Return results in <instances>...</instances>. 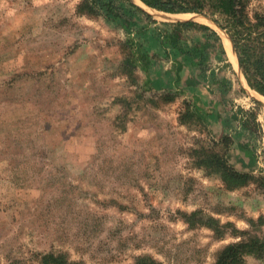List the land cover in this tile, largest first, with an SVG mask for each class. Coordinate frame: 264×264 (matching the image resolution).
I'll use <instances>...</instances> for the list:
<instances>
[{
	"label": "rangeland",
	"instance_id": "1",
	"mask_svg": "<svg viewBox=\"0 0 264 264\" xmlns=\"http://www.w3.org/2000/svg\"><path fill=\"white\" fill-rule=\"evenodd\" d=\"M80 1L0 0V264H42L46 253L77 264L141 257L213 264L225 245L262 237L264 191L255 179L264 173V100L239 67L214 54L201 75L206 82L212 70L228 76L226 96L214 88L225 101L220 109L257 104L258 125L201 121L190 111L195 82L175 83L168 100L153 65L148 75L123 65L133 37L172 66L154 33L159 24L126 5L127 32L117 20L78 14ZM250 2L264 12V0ZM133 3L157 22L193 20L220 31L198 13L205 21L161 19ZM203 38L189 32L194 60L187 59L183 78L195 81V44ZM240 127L255 151L253 167L234 147L213 143ZM216 153L235 168H252V180L227 187L206 166Z\"/></svg>",
	"mask_w": 264,
	"mask_h": 264
},
{
	"label": "trees",
	"instance_id": "2",
	"mask_svg": "<svg viewBox=\"0 0 264 264\" xmlns=\"http://www.w3.org/2000/svg\"><path fill=\"white\" fill-rule=\"evenodd\" d=\"M146 6L156 8L169 13L194 12L209 17L218 24L229 35L232 41L241 72L248 86L264 96V12L251 8L250 0H140ZM126 5L130 11H137L145 17L148 22L159 24L154 30L158 37L160 46L166 57H171L172 66L165 68L159 58L154 53H149L143 46L142 40L133 37L128 38V55L123 61L128 73L136 72L139 68L148 75L151 66L156 69L161 82L165 98L171 100L177 95V85L195 82V109L190 108L195 113V118L204 121L213 116L214 120H221L222 127L231 126L237 122L239 126L251 129L258 125L257 109H243L239 107V112H231L229 109H220V103H224L226 96L232 87V80L219 72L212 70L207 77H202L201 73L206 69V63L212 55L225 56L226 52L219 33L208 24L199 23L193 20L161 21L157 22L149 13L145 12L131 0H81L76 7V12L81 15L101 16L119 21L120 25L129 32L131 20L125 13ZM143 29H140L141 31ZM191 31L203 33V40L195 44V81L192 75L183 78L182 72L187 66L186 61L194 59L188 46V34ZM230 65L229 62H226ZM155 65H158L156 68ZM186 70V69H185ZM161 77V79H160ZM156 81V82H157ZM152 82V81H151ZM149 85L150 79L147 77L144 84ZM175 83L177 85L175 86ZM210 85H213L210 87ZM153 86L150 83L149 87ZM219 90L222 96L215 95L214 90ZM173 89V90H172ZM201 90V91H200ZM212 106L211 111H205V105ZM210 126V122H207ZM223 132V131H222ZM220 132V133H222ZM222 142L227 147H234L239 153L240 160L248 167H253L256 163L255 151L250 147L245 138L243 129H235L233 133H223L220 140L213 143ZM207 167L210 173L218 175L227 187L234 188L244 185L252 180V168L240 170L219 157L216 153L207 157ZM205 162L204 159H202ZM257 186L264 191V173L257 177ZM191 215H195V212ZM247 257L255 259L252 264H264V235L262 237H250L240 241L225 245L217 254L213 264H249ZM42 264H77L66 260L61 254L46 253L41 256ZM135 264H160L158 261L141 257Z\"/></svg>",
	"mask_w": 264,
	"mask_h": 264
},
{
	"label": "bare ground",
	"instance_id": "3",
	"mask_svg": "<svg viewBox=\"0 0 264 264\" xmlns=\"http://www.w3.org/2000/svg\"><path fill=\"white\" fill-rule=\"evenodd\" d=\"M133 1L135 3H138L139 5H142L146 9L154 10V11H150V12L153 13L156 17H160L161 19H166V18H169L171 16H173L175 18L195 17L196 19L197 18L200 19V17L197 15V13H194V12H185V13H175L174 14V13L159 11V10H156V9L151 8L149 6H146L140 0H133ZM155 11H159V12H155ZM201 21H205V20H201ZM206 22L209 23V21H206ZM211 22H210V24H211ZM212 24H213V26L215 25L214 23H212ZM219 30L220 31H218V32H219V34H220V36L222 38V42H223L224 47H225V49L227 51V55H228L229 61L231 62V64L233 65V67H234L235 70H239L238 69V60H237L236 54L234 52V49L232 47V42H231L230 38L228 37L227 33L224 30H222V29H219ZM254 93H255V96L259 98V100H261V101L264 100V96H262L261 94H258L256 92H254Z\"/></svg>",
	"mask_w": 264,
	"mask_h": 264
},
{
	"label": "water",
	"instance_id": "4",
	"mask_svg": "<svg viewBox=\"0 0 264 264\" xmlns=\"http://www.w3.org/2000/svg\"><path fill=\"white\" fill-rule=\"evenodd\" d=\"M132 2H134L133 0H132ZM138 4V3H137ZM146 5V4H145ZM148 6V5H147ZM150 7V6H149ZM153 8V7H152ZM154 9H156V8H154ZM156 10H158V9H156ZM159 11H162V10H159ZM163 12H165V11H163ZM199 14V13H198ZM200 15H202V14H200ZM204 16V15H203ZM204 17H207V16H204ZM207 18H209V17H207ZM210 19V18H209ZM211 20V19H210ZM212 21V20H211ZM212 23H214L219 29H222L218 24H216L215 22H213L212 21ZM225 31V30H224ZM226 32V31H225ZM228 35V34H227ZM228 37H229V35H228ZM230 38V37H229ZM232 42V41H231ZM232 47H233V49H234V52H235V54H236V51H235V48H234V45H233V43H232ZM227 52V51H226ZM236 57H237V54H236ZM237 60H238V58H237ZM238 67H239V69H240V65H239V62H238ZM240 71H241V69H240ZM242 73V72H241Z\"/></svg>",
	"mask_w": 264,
	"mask_h": 264
},
{
	"label": "crops",
	"instance_id": "5",
	"mask_svg": "<svg viewBox=\"0 0 264 264\" xmlns=\"http://www.w3.org/2000/svg\"><path fill=\"white\" fill-rule=\"evenodd\" d=\"M223 43V42H222ZM224 46V45H223ZM225 49V48H224ZM225 52H226V49H225ZM226 56H227V52H226ZM227 59H228V56H227ZM229 60V59H228Z\"/></svg>",
	"mask_w": 264,
	"mask_h": 264
}]
</instances>
